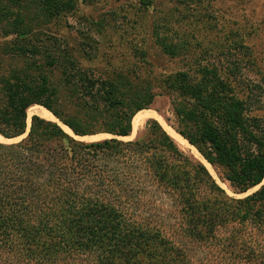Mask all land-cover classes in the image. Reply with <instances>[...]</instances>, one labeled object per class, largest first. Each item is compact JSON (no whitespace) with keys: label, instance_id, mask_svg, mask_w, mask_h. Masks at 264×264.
Instances as JSON below:
<instances>
[{"label":"trees","instance_id":"trees-1","mask_svg":"<svg viewBox=\"0 0 264 264\" xmlns=\"http://www.w3.org/2000/svg\"><path fill=\"white\" fill-rule=\"evenodd\" d=\"M4 1L0 19L15 18L2 29L16 38L15 62L0 54V135H26L0 141V264H264V183L229 195L155 120L127 140L80 141L38 115L28 125L27 109L41 105L75 135L128 136L156 93L94 73L54 34L24 23L21 0ZM30 1L57 18L76 4ZM161 25L151 34L162 54L190 49ZM201 50L158 87L170 96L175 130L243 194L264 178V76L242 75L253 61L240 41L211 58Z\"/></svg>","mask_w":264,"mask_h":264},{"label":"rangeland","instance_id":"rangeland-1","mask_svg":"<svg viewBox=\"0 0 264 264\" xmlns=\"http://www.w3.org/2000/svg\"><path fill=\"white\" fill-rule=\"evenodd\" d=\"M4 2L0 0V8ZM20 2L22 3L19 4H23V8L19 10L24 12V23L33 30H47L54 34L63 45L70 47L83 66L91 67L94 73L125 75L137 90L143 91L142 86L151 88L148 92L156 94L149 105L142 109L160 112L174 129L178 126V121L170 104V96L160 92L157 82L163 74L191 64L198 56L203 57L204 54L197 55L199 49H207L212 54L211 58L216 56L219 46L227 47L234 41H240L248 46L253 61L252 65L242 68V75L259 81L264 76V0H203L200 4L189 0H76L74 7L58 18L44 16L42 11L35 8L34 1ZM14 18L15 16L9 15L6 19H0V54L10 63L15 62V57L8 47L12 46L16 36L5 33L2 28L6 21H14ZM156 24H163L159 26L163 36L167 34L173 42H185L190 49H182L175 57L162 54L151 34L152 25ZM40 36L43 37L38 33V37ZM39 42L36 40L35 43ZM50 78L60 93L66 94L56 71L52 72ZM258 113L264 116V110ZM32 115L38 114L27 112L28 125ZM151 120L158 122L154 118H147L123 139L134 138ZM52 121L63 125L58 118ZM70 134L73 135L71 130ZM97 134V139H91L90 136ZM24 136L22 134L16 140ZM84 136L87 138H83ZM84 136L76 138L80 141H93L107 138L110 134L97 132ZM178 147L205 166L199 156L179 145ZM197 152L199 153L198 150ZM200 156L206 161L201 154ZM210 166L227 187H222L205 167L229 195L245 196L259 187L254 186L243 194H234L229 182L221 177L220 169Z\"/></svg>","mask_w":264,"mask_h":264},{"label":"bare ground","instance_id":"bare-ground-1","mask_svg":"<svg viewBox=\"0 0 264 264\" xmlns=\"http://www.w3.org/2000/svg\"><path fill=\"white\" fill-rule=\"evenodd\" d=\"M28 113H37L39 116L46 118V119H51V120H56V118L48 111L46 108L40 106V105H33L30 106L27 109ZM147 118H154L156 119L161 127L173 138V140L182 148H185L190 151V153L194 154L195 156H199L200 160L205 164V166L208 168L210 173L218 180V182L222 185V187H227L224 183H221V181L218 179L217 174L215 171L212 169V167L200 156V154L197 152V150L194 148V146L190 145L186 139L182 138L180 134L169 124V122L165 119V117L160 114V112H157L153 109H142L137 111L132 119H131V134L138 128L139 124L146 120ZM61 127L68 133H70V130L65 126L61 125ZM97 135H92L90 136L91 139H97ZM124 138H127L128 136H123ZM122 137V138H123ZM83 138H87V136H84ZM18 137L15 139L11 140H16ZM0 140L2 141H11L9 139H5L0 135Z\"/></svg>","mask_w":264,"mask_h":264},{"label":"water","instance_id":"water-1","mask_svg":"<svg viewBox=\"0 0 264 264\" xmlns=\"http://www.w3.org/2000/svg\"><path fill=\"white\" fill-rule=\"evenodd\" d=\"M45 108V107H44ZM48 110V109H47ZM49 111V110H48ZM52 114V113H51ZM53 115V114H52ZM54 116V115H53ZM55 117V116H54ZM56 118V117H55ZM57 119V118H56ZM61 124H63V123H61ZM63 125H65V124H63ZM66 126V125H65ZM68 128V127H67ZM72 132V131H71ZM72 134L73 135H71V136H73L75 139H77L78 140V138H76V137H78L79 135H75L73 132H72ZM23 135H26V133H24ZM180 136H182V135H180ZM19 137V136H18ZM79 137H81V136H79ZM109 137H117V138H119V139H123L122 137L123 136H117V135H112V134H110V136ZM3 138H5V137H3ZM182 138H184L183 136H182ZM5 139H9V140H11V139H15V138H5ZM185 139V138H184ZM16 141H19V140H11V141H8V142H5V143H12V142H16ZM189 143V142H188ZM190 144V143H189ZM263 183V180L261 181V183H259L258 185H256L257 187L258 186H260L261 184ZM247 195V194H246Z\"/></svg>","mask_w":264,"mask_h":264}]
</instances>
